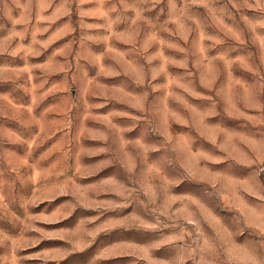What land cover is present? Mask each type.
I'll return each mask as SVG.
<instances>
[{
  "label": "rangeland",
  "instance_id": "1",
  "mask_svg": "<svg viewBox=\"0 0 264 264\" xmlns=\"http://www.w3.org/2000/svg\"><path fill=\"white\" fill-rule=\"evenodd\" d=\"M0 264H264V0H0Z\"/></svg>",
  "mask_w": 264,
  "mask_h": 264
}]
</instances>
